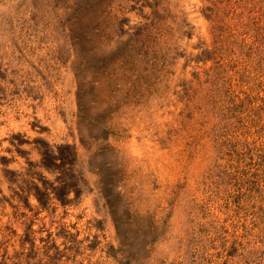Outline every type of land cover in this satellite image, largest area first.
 Listing matches in <instances>:
<instances>
[{
	"label": "rangeland",
	"instance_id": "374dc122",
	"mask_svg": "<svg viewBox=\"0 0 264 264\" xmlns=\"http://www.w3.org/2000/svg\"><path fill=\"white\" fill-rule=\"evenodd\" d=\"M263 10L0 0V264H236L211 236L236 176L261 191L230 221L264 205Z\"/></svg>",
	"mask_w": 264,
	"mask_h": 264
},
{
	"label": "trees",
	"instance_id": "16d2710c",
	"mask_svg": "<svg viewBox=\"0 0 264 264\" xmlns=\"http://www.w3.org/2000/svg\"><path fill=\"white\" fill-rule=\"evenodd\" d=\"M214 4V3H213ZM205 9H208L210 11V14H206L207 16H211V13H213L214 5L213 6H206ZM262 19L259 20V22H262L264 24V10L261 12ZM258 20H255L254 23H252L254 26L250 27L253 30V39L252 42L249 43L248 49L254 50L258 55H261V60L264 61V26L260 24ZM214 30L220 29L219 27L213 28ZM217 33L214 35L213 43L217 41ZM256 44V46L254 45ZM217 47L214 45L212 49L205 48L201 53H199V56L205 57L208 53L216 51ZM207 53V54H206ZM258 157H261L260 155ZM258 169L256 168L254 172L250 174L251 177L255 179H249L245 178V176H236L234 188H232V191H229L227 194V198L224 204V207L226 211H228V217H225L221 219L217 225L213 226V236H211V241L216 242L219 241V245L223 251H226V259L223 261V263H226L228 259H231L235 255H240L239 260H237L236 264H251L252 258H250L254 253L257 251L256 247L254 246L255 243L253 242L254 238H259L264 236V205H261L259 210V213H254L253 215L247 220V218H243V220H240L237 218L236 222L230 221L231 218L235 217L239 210H242L244 207V204L241 202V199L245 196L248 198L251 197L252 191L260 192L261 188L258 186H254L255 184L258 185V179L257 176L259 175ZM264 190V187L262 188ZM43 195H45V198H41V196L38 197V201L41 207H45L48 199H49V193L43 192ZM261 202L264 203V196L261 198ZM229 220V222H227ZM229 223V226L226 224ZM263 225V226H262ZM257 227V230L254 231V228ZM9 228L6 224H0V234H4V231ZM228 243V244H227ZM253 246V248H249L250 246ZM241 250V252L238 253V251ZM241 261V263H239Z\"/></svg>",
	"mask_w": 264,
	"mask_h": 264
}]
</instances>
